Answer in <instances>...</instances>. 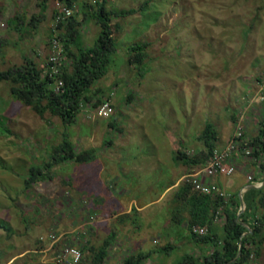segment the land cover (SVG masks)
<instances>
[{
    "label": "rangeland",
    "instance_id": "rangeland-1",
    "mask_svg": "<svg viewBox=\"0 0 264 264\" xmlns=\"http://www.w3.org/2000/svg\"><path fill=\"white\" fill-rule=\"evenodd\" d=\"M41 1L0 0L1 69L21 63L25 56L41 66L49 61L51 40L66 31L55 21L57 8L69 4L48 0L43 17L33 26L30 19L41 13ZM69 6L73 15L66 22L73 21L86 44H94L100 30L96 0H73ZM106 8L111 12L116 52L107 74L91 92L100 89L102 99L114 107L111 116H101L98 107L88 105L69 125L50 112L41 117L11 96L10 82L0 81V225L12 228L11 232L0 228V264H57L62 243L41 252L49 243L40 237L51 232L64 233L65 245L82 250L85 244H98L100 231L94 233L88 226L97 217L92 218L90 210L81 213L80 198L72 201L62 179L93 175L92 168L86 171L85 164L75 161L55 165L53 178L26 187L30 168L47 162L52 146L63 138L68 137L77 151L96 150L98 183L90 186L93 197L86 199L115 205L112 192L119 193L113 199L116 204L122 200L127 205L134 199L135 207L149 203L144 214L150 219L141 215L131 219L137 227L147 225L162 234L169 232L162 207L178 199L176 192L166 196V188L178 181L181 171L199 172L208 163L201 138L206 123L217 130V148L227 146L238 130L246 139L257 133L264 115V0H106ZM132 8L137 11L119 13ZM137 42L147 44L142 65L128 61L129 47ZM177 150L202 163L190 168L182 164L172 176ZM250 159L240 147L230 154L235 173L222 175V182L219 176L214 178L226 194L255 177ZM68 189L77 190L74 183ZM186 222L191 234L176 224L172 227L178 229L179 251L186 248L180 239L198 236L194 227L202 226ZM153 240L151 245L159 247ZM86 247L79 264H91ZM256 252L254 262L264 264V231ZM162 256L168 264L167 255Z\"/></svg>",
    "mask_w": 264,
    "mask_h": 264
},
{
    "label": "trees",
    "instance_id": "trees-1",
    "mask_svg": "<svg viewBox=\"0 0 264 264\" xmlns=\"http://www.w3.org/2000/svg\"><path fill=\"white\" fill-rule=\"evenodd\" d=\"M47 1H41V13L31 17V24L37 25V20L43 17L44 10L47 8ZM67 4L72 5L73 0H66ZM146 1L142 7H146ZM96 13L99 15L100 25L99 35L94 44L87 45L82 39L80 31L73 26V21H62L59 27H65L66 31L60 36L64 42L63 51L66 59L62 60L60 73L52 74L51 62L47 61L42 66L32 57L25 56L21 63L14 64L7 69L0 68V81L10 82V94L14 99L31 107L41 117L47 112L58 116L69 125L77 121L84 106L92 105L99 107L105 102L100 95V89L91 92V88L96 81L107 74L113 55L116 52V39L113 35L111 25V12L106 8V0H96ZM137 9L132 8L122 10L119 13L132 14ZM147 44L137 42L129 47V63L142 65L147 57ZM142 68V67H140ZM142 71V70H141ZM63 80L60 90L57 89L58 80ZM264 109V101H263ZM115 122H110L113 126ZM201 138L207 149V157L210 158L212 151L217 148L216 142L219 135L212 123H206L202 130ZM238 148L240 147L249 155L253 163L256 175L249 183L264 181V115L259 122L257 133L245 138L244 132L237 138ZM238 148L233 151L236 152ZM27 151V150H26ZM95 148L77 151L74 144L68 137L63 138L62 142L52 146L50 159L42 165L32 166L29 177L25 179L26 187L29 188L45 178H53L51 169L58 164L66 161L78 163L89 162L95 159ZM174 160L186 166L193 167V164L202 163L198 157H190L183 151H175ZM209 160V159H208ZM63 181L65 177L62 178ZM178 199L185 200L189 204V225L194 224L206 226L208 229L214 222V214L223 212L225 214L223 224V237L221 240L212 239L208 234L203 237V241L213 240L216 244L215 249L203 258H194L187 255L183 258V264H224L238 256L241 246V254L232 264H259L255 263L256 252L263 242L264 231V185L258 189H248L244 193L246 209L239 216L240 198L238 193L226 197L216 194L201 193L189 183L183 182L176 192ZM216 215V214H215ZM241 222L247 223L251 227L248 232L246 226ZM1 224V223H0ZM8 232L12 228L0 225ZM219 241L221 243H219ZM89 242V241H88ZM86 245V244H85ZM83 245V250L85 249ZM105 243L99 248L95 245L86 247L91 253V264H103L108 255V246ZM82 250V251H83ZM254 255L251 257V255ZM145 255L134 254L127 257L123 264H145ZM82 261V260H81Z\"/></svg>",
    "mask_w": 264,
    "mask_h": 264
},
{
    "label": "crops",
    "instance_id": "crops-1",
    "mask_svg": "<svg viewBox=\"0 0 264 264\" xmlns=\"http://www.w3.org/2000/svg\"><path fill=\"white\" fill-rule=\"evenodd\" d=\"M175 153V151H174ZM96 155V151H95ZM175 155V154H174ZM174 155L172 156L173 162H175V167L171 168L172 176L176 173L173 172V170L176 171L177 167L181 166L182 163H178L174 160ZM96 157V156H95ZM72 161H66L64 163L71 164ZM84 165V170H89L92 168L94 170L93 175H87L82 174L79 176L78 179H72L67 176H65L64 182L67 183V192L70 194V197L72 198V201L77 203V198H80L79 204H80V211L81 213H85V210H90L91 217L94 218V216L97 217L94 221H90V226L93 230V232L100 231L99 237H98V244L95 243L96 247L104 246L105 243H110L108 246V255L106 257V260L103 264H116L119 262V264H123L124 260L134 254H140L145 255V264H166L165 258L162 256L163 253H165L168 257V264H183V258L187 255H191L194 258H203L204 256L210 254L216 247V243L213 240L203 241V239L199 237L206 236L208 234L211 235L212 239H219L221 240L223 237V224L225 219V214L223 212L221 213H215L214 214V222L210 226L211 228H207L206 226H202L206 229V234L204 235H198L192 239H186L181 238L183 245H186V248L179 251L177 247L178 241L177 237H179L178 229L173 230V226L176 224L177 226H180L184 229H187L188 233L191 234L190 230L188 229L186 220H189L190 214H189V204H186L185 200H172L171 204H165L164 207H162L163 210H166L165 213V222L164 227L168 228L167 233H153L152 230L146 225V228H140L137 227L134 224V221L131 219L134 215H141L145 217L146 219H150L149 215L144 214L145 211H147L150 207L149 203L146 204H137L135 207V204L132 203L134 201L135 203H138L137 200H131V202L127 205H122L121 201L118 200V204H116V200L114 197L119 195L117 193L114 196V193L109 192V195H111V199L113 203L115 202V205L109 206L108 204H100L96 203L95 199L93 201L86 199L87 196L93 197V193L91 192L92 187H90L93 183H98L96 181L97 174H99L98 169V162L97 159H95L93 162H81ZM59 165V164H58ZM184 166V165H183ZM101 169V168H100ZM103 169V168H102ZM101 169V170H102ZM193 171V169L191 170ZM187 171L179 173L177 176L178 181L174 180L167 188H166V196L169 192H177L178 183H182V178H184L187 175L195 174L197 171ZM215 177L209 178V182L219 185L220 187H224L222 183L219 184V182H222V176H219L217 179H219V182L217 179L214 180ZM176 181V182H175ZM74 183L75 192H73L70 186H72ZM249 184V182L247 183ZM245 184V186L247 185ZM180 185V184H179ZM243 186L240 188V190L234 191L232 193H228L227 196L230 197V195H234L235 193L240 194V191L245 187ZM223 189L226 190L224 187ZM168 191V192H167ZM247 191V190H246ZM245 191V192H246ZM244 192V193H245ZM226 193V192H225ZM172 194V193H171ZM177 195V194H175ZM226 197V199L228 198ZM240 198V196H239ZM110 199V198H109ZM101 201L103 202V199L101 198ZM72 202V203H73ZM115 208V209H114ZM83 214L81 215L80 219H82ZM100 217V219H98ZM183 222V224H182ZM149 223V222H147ZM86 225V224H85ZM185 225V226H184ZM94 232V233H95ZM152 238H154L155 243H159V247H155L152 244ZM90 242V240H89ZM49 243V248L45 250H41V252H44L46 250H49L51 248H54L55 245L52 243ZM219 243H221L219 241ZM191 244V245H190ZM193 244V246H192ZM92 245V243H91ZM164 258V259H163ZM7 263V262H6Z\"/></svg>",
    "mask_w": 264,
    "mask_h": 264
},
{
    "label": "built area",
    "instance_id": "built-area-1",
    "mask_svg": "<svg viewBox=\"0 0 264 264\" xmlns=\"http://www.w3.org/2000/svg\"><path fill=\"white\" fill-rule=\"evenodd\" d=\"M73 15V8L69 5L62 4L57 8L55 21L57 26L62 22L70 19ZM51 55L49 61L51 62L52 74L60 73V64L64 58L63 45L60 37L54 36L51 40ZM63 85V80L59 79L57 89L60 90ZM98 113L101 116L109 117L114 113V107L109 101H105L98 108ZM242 134L241 130L235 134L233 140L223 148H216L208 160L206 166L195 174H190L184 177L185 182H189L195 190L204 194H216L218 196L226 197L225 191L217 184L209 182V178L216 176H230L235 173L236 168L234 163H230L229 156L238 148L237 138ZM221 213V212H217ZM195 231L200 235L206 234V229L202 226L194 227ZM64 233L51 232L46 237H40L43 242H50L53 245L62 243L61 250L56 256L57 264H79L83 257V251L78 245H65ZM254 255L252 254L251 257Z\"/></svg>",
    "mask_w": 264,
    "mask_h": 264
},
{
    "label": "water",
    "instance_id": "water-1",
    "mask_svg": "<svg viewBox=\"0 0 264 264\" xmlns=\"http://www.w3.org/2000/svg\"><path fill=\"white\" fill-rule=\"evenodd\" d=\"M264 185V181L260 184V185H256V184H254V183H250V184H247L241 191H240V194H239V196H240V212H239V216L241 215V213H243L244 211H245V209H246V203H245V201H244V192L246 191V190H248V189H258V188H261L262 186ZM244 226H246L247 227V229H248V232H246L245 234H247V233H249V232H251V227L247 224V223H244V222H241ZM241 254V246H240V249H239V253H238V256L235 258V259H233V260H231V261H229V262H227V263H224V264H232L238 257H239V255Z\"/></svg>",
    "mask_w": 264,
    "mask_h": 264
},
{
    "label": "clouds",
    "instance_id": "clouds-1",
    "mask_svg": "<svg viewBox=\"0 0 264 264\" xmlns=\"http://www.w3.org/2000/svg\"><path fill=\"white\" fill-rule=\"evenodd\" d=\"M50 58V57H49ZM64 59V58H63Z\"/></svg>",
    "mask_w": 264,
    "mask_h": 264
}]
</instances>
